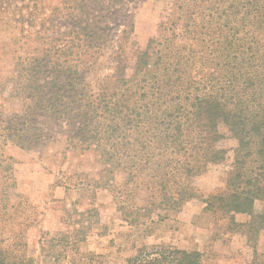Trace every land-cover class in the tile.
<instances>
[{
	"label": "trees",
	"instance_id": "1",
	"mask_svg": "<svg viewBox=\"0 0 264 264\" xmlns=\"http://www.w3.org/2000/svg\"><path fill=\"white\" fill-rule=\"evenodd\" d=\"M136 2L63 0L33 24L41 33L15 58L13 75H0V219L11 218L6 190L16 163L5 148L31 149L42 138L38 115L55 116L78 123L71 147H95L128 183L142 178L151 208L199 199L219 229L243 234L256 254L264 230V0H168L158 35L129 73ZM108 52L112 72L93 84ZM7 100L22 115L9 114ZM222 126L236 142L234 161L225 186L203 198L194 180L226 159ZM173 254L174 264H203L198 250ZM0 264H11L4 249Z\"/></svg>",
	"mask_w": 264,
	"mask_h": 264
},
{
	"label": "rangeland",
	"instance_id": "2",
	"mask_svg": "<svg viewBox=\"0 0 264 264\" xmlns=\"http://www.w3.org/2000/svg\"><path fill=\"white\" fill-rule=\"evenodd\" d=\"M62 1L0 0L1 76H12L15 58L35 48L31 34L41 32L33 24ZM167 1L137 0L133 5L135 29L123 61L127 72H133L138 54L158 35ZM109 54L90 75L93 84L112 72ZM6 106L9 114L22 115L18 102L7 100ZM38 117L42 138L31 149L12 144L5 148L16 160L6 190L11 218L0 219V250H6L11 264H149L163 257L168 261L162 264H174L175 249L200 251L203 264L264 263V230L255 254L243 234L219 229L199 199L178 210L151 208L142 178L128 183V173L110 166L95 147H71L77 122ZM221 131L226 159L194 180L203 198L225 186L234 161L236 142L224 126ZM21 212L28 217L25 221L19 219ZM235 217L242 223L249 219L244 213ZM21 222L22 244L14 237Z\"/></svg>",
	"mask_w": 264,
	"mask_h": 264
},
{
	"label": "crops",
	"instance_id": "3",
	"mask_svg": "<svg viewBox=\"0 0 264 264\" xmlns=\"http://www.w3.org/2000/svg\"><path fill=\"white\" fill-rule=\"evenodd\" d=\"M236 215H242V213H238V214H236Z\"/></svg>",
	"mask_w": 264,
	"mask_h": 264
}]
</instances>
